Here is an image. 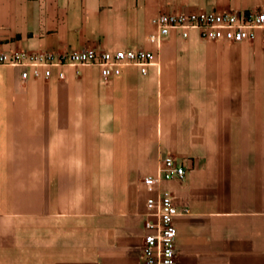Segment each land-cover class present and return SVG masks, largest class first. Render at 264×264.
Masks as SVG:
<instances>
[{
  "label": "crops",
  "instance_id": "obj_1",
  "mask_svg": "<svg viewBox=\"0 0 264 264\" xmlns=\"http://www.w3.org/2000/svg\"><path fill=\"white\" fill-rule=\"evenodd\" d=\"M199 10L264 11V0H0V52L157 50L149 40L155 15ZM7 154L94 160L75 182L54 170V190L85 185L88 175L140 180L172 155L187 169L184 180L163 183L181 210L176 264H264V40L172 33L147 75L129 66L108 82L94 66L68 68L64 80L56 71L23 80L21 69L0 65L3 190ZM140 190L136 235L82 247V263L70 264H144L143 180Z\"/></svg>",
  "mask_w": 264,
  "mask_h": 264
},
{
  "label": "rangeland",
  "instance_id": "obj_2",
  "mask_svg": "<svg viewBox=\"0 0 264 264\" xmlns=\"http://www.w3.org/2000/svg\"><path fill=\"white\" fill-rule=\"evenodd\" d=\"M7 161L6 190L0 185V264L82 263V247L108 248L142 226L139 193L145 177L88 175L85 185L54 190V170L70 171L75 182L82 180V166L94 170V160L84 162L82 154H7Z\"/></svg>",
  "mask_w": 264,
  "mask_h": 264
},
{
  "label": "built area",
  "instance_id": "obj_3",
  "mask_svg": "<svg viewBox=\"0 0 264 264\" xmlns=\"http://www.w3.org/2000/svg\"><path fill=\"white\" fill-rule=\"evenodd\" d=\"M152 24L155 30L149 35V40L157 50H102L89 47L62 52L2 51L0 65L21 69L23 80L50 79L55 71L57 77L64 80L68 68L79 73L83 67L94 66L99 68L103 81L108 82L129 66H135L147 75L152 66L158 65V50L172 33L188 39L196 32L202 39L235 43L258 37L264 40V11H161L152 18ZM186 173V167L174 156L168 155L163 158L156 174H149L143 179L148 193L143 239L144 264H176L178 231L175 219L181 210L175 204L172 192L164 188L163 183L174 179L184 180Z\"/></svg>",
  "mask_w": 264,
  "mask_h": 264
}]
</instances>
